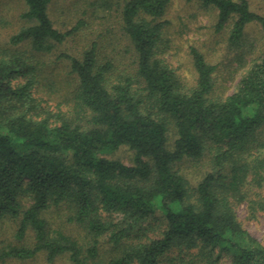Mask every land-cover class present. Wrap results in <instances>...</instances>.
Here are the masks:
<instances>
[{"label": "trees", "instance_id": "1", "mask_svg": "<svg viewBox=\"0 0 264 264\" xmlns=\"http://www.w3.org/2000/svg\"><path fill=\"white\" fill-rule=\"evenodd\" d=\"M23 1V24L0 38V226L15 220L22 243H4L0 264L40 254L49 264H264V242L237 213L264 212V50L218 95L217 65L192 45L186 85L161 58L171 0H120L134 67L118 71L96 40L78 56L58 53L71 94L53 105L38 95L43 57L83 22L60 30L52 0ZM198 1L216 10L218 31L229 28L231 47L245 48L251 24L264 44V13L250 0ZM121 147L130 163L111 156ZM60 206L79 236L50 223Z\"/></svg>", "mask_w": 264, "mask_h": 264}, {"label": "rangeland", "instance_id": "2", "mask_svg": "<svg viewBox=\"0 0 264 264\" xmlns=\"http://www.w3.org/2000/svg\"><path fill=\"white\" fill-rule=\"evenodd\" d=\"M250 2L253 10L264 13V0H250ZM120 4V0L51 1L50 15L55 26L60 30L68 31L73 29L79 21L83 23L52 53L43 57L46 65L38 95L47 100L46 103L54 105L60 101L66 104L71 94V77L67 75L68 61L58 60V53L66 52L78 56L85 47L96 40L101 56H113L118 71L119 69L130 71L134 67L131 44L121 29ZM25 8L23 0H0V38L2 40L7 37L9 32H13L23 24L24 20L20 18V14ZM164 18L169 20V23L164 33L161 58L174 67L183 82L189 86L195 82V72L190 54L192 45L200 49L210 62L217 65L215 92L218 95L231 93L243 73V65L245 66L250 58L264 50V44L261 41L263 34L256 24L249 25L245 37L246 46L242 51L231 47L228 41L229 28L218 31L216 10L213 7L202 5L198 0H171ZM243 54H245V60L241 58ZM52 82L54 86H51ZM111 156L130 163L132 151L121 147ZM203 169L190 166L186 172H191L194 177L200 175ZM237 213L249 231L264 242V212L259 213L256 218H252L246 204H241L237 207ZM45 215L54 227L63 228L74 236L80 235L81 229L78 226L65 221L66 206L53 207ZM149 223L157 225L159 222L153 220ZM16 228L17 222L10 218L1 224L0 247L7 242L22 243L15 237ZM149 235L154 236L155 234L152 231ZM109 254L110 252L104 249V259ZM8 264L49 263L40 254L26 261H8ZM52 264H69V261L66 256H63ZM220 264H231V259L224 256L220 260Z\"/></svg>", "mask_w": 264, "mask_h": 264}]
</instances>
